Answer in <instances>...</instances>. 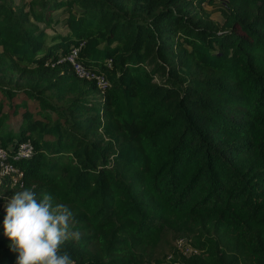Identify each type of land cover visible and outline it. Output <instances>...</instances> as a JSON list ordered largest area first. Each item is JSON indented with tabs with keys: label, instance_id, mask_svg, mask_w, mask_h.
Returning <instances> with one entry per match:
<instances>
[{
	"label": "trees",
	"instance_id": "obj_1",
	"mask_svg": "<svg viewBox=\"0 0 264 264\" xmlns=\"http://www.w3.org/2000/svg\"><path fill=\"white\" fill-rule=\"evenodd\" d=\"M0 146V194L73 212V264H165L164 230L179 264H264V0H0Z\"/></svg>",
	"mask_w": 264,
	"mask_h": 264
},
{
	"label": "clouds",
	"instance_id": "obj_2",
	"mask_svg": "<svg viewBox=\"0 0 264 264\" xmlns=\"http://www.w3.org/2000/svg\"><path fill=\"white\" fill-rule=\"evenodd\" d=\"M72 218L69 206L54 204L48 193L38 200L34 191L16 192L7 204L3 223L10 248L18 253L17 264H73L66 252L60 253L65 241L80 237L70 228Z\"/></svg>",
	"mask_w": 264,
	"mask_h": 264
},
{
	"label": "rangeland",
	"instance_id": "obj_3",
	"mask_svg": "<svg viewBox=\"0 0 264 264\" xmlns=\"http://www.w3.org/2000/svg\"><path fill=\"white\" fill-rule=\"evenodd\" d=\"M206 10H209L210 17L217 22L222 20V16L218 11L216 5H205ZM55 14V12H54ZM54 29L57 31H64L60 23L54 25ZM48 32H51L48 30ZM11 145V144H9ZM8 145V146H9ZM15 194H0V210H4L7 207L8 202ZM193 247L190 244V238L184 233H177L173 230H164L161 235V240L154 245L146 248V255L152 259L155 256L164 257L165 264H179L177 253L188 255L192 252Z\"/></svg>",
	"mask_w": 264,
	"mask_h": 264
},
{
	"label": "built area",
	"instance_id": "obj_4",
	"mask_svg": "<svg viewBox=\"0 0 264 264\" xmlns=\"http://www.w3.org/2000/svg\"><path fill=\"white\" fill-rule=\"evenodd\" d=\"M79 50V45L78 46H71L68 53L65 55V60L68 61L75 73L80 76V77H85V78H95L96 82L99 85L103 84V79L101 76L96 75L94 73H91L87 70V68L77 60V53ZM31 145L27 140L21 141L17 144V148L15 151L14 156L20 155V156H28L31 152ZM10 174L11 178L13 181L16 180L18 176H20V172L16 167H14L11 163L6 161V153L4 148L0 146V177Z\"/></svg>",
	"mask_w": 264,
	"mask_h": 264
}]
</instances>
